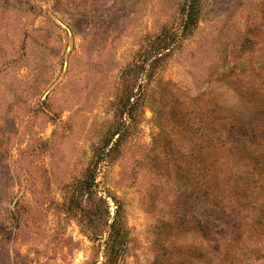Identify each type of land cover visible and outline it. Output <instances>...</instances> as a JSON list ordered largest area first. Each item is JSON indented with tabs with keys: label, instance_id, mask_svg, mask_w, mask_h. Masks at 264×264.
Masks as SVG:
<instances>
[{
	"label": "rangeland",
	"instance_id": "1",
	"mask_svg": "<svg viewBox=\"0 0 264 264\" xmlns=\"http://www.w3.org/2000/svg\"><path fill=\"white\" fill-rule=\"evenodd\" d=\"M185 1L0 0V264H264V0Z\"/></svg>",
	"mask_w": 264,
	"mask_h": 264
},
{
	"label": "trees",
	"instance_id": "2",
	"mask_svg": "<svg viewBox=\"0 0 264 264\" xmlns=\"http://www.w3.org/2000/svg\"><path fill=\"white\" fill-rule=\"evenodd\" d=\"M200 2L201 0H186L183 5V32L191 31L197 24V20L200 14ZM119 132L114 135H118ZM121 135L119 134L118 140ZM116 146V145H115ZM92 183L86 184L85 189L89 190ZM126 234L123 232L121 225L114 220L110 225L109 240L112 241V246H109L112 254H118L122 249Z\"/></svg>",
	"mask_w": 264,
	"mask_h": 264
}]
</instances>
